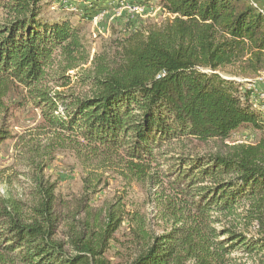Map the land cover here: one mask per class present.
Instances as JSON below:
<instances>
[{
    "label": "trees",
    "instance_id": "16d2710c",
    "mask_svg": "<svg viewBox=\"0 0 264 264\" xmlns=\"http://www.w3.org/2000/svg\"><path fill=\"white\" fill-rule=\"evenodd\" d=\"M102 2L0 0V145L16 138L11 107L41 119L21 148L28 198L0 191V264H112L124 223L120 264H230L239 250L264 258V112L247 89L264 74V13L250 0H141L166 18L92 55L86 33ZM243 130L261 137L226 143ZM43 135L87 171L74 204L45 178ZM106 172L154 193L160 234L121 199L91 206Z\"/></svg>",
    "mask_w": 264,
    "mask_h": 264
},
{
    "label": "rangeland",
    "instance_id": "374dc122",
    "mask_svg": "<svg viewBox=\"0 0 264 264\" xmlns=\"http://www.w3.org/2000/svg\"><path fill=\"white\" fill-rule=\"evenodd\" d=\"M141 0H103L99 10L94 14L91 23L88 25L86 37L91 46V54L93 55L98 48L110 40L115 39L119 35H125L127 29L134 28L146 29L149 25L160 23L166 16L159 9L143 10L138 6ZM44 15L48 17H56L58 13L55 9L44 8ZM72 23H77V18L72 19ZM134 25V26H133ZM263 77L256 80L255 87L257 89L264 88ZM11 101L18 98L16 91L9 94ZM12 117L9 120L10 131L16 135L15 139L5 141L0 145V191L8 193L15 198L26 200L29 194V183L25 180L22 173L26 170L22 160L23 153L22 142L34 140L39 137L41 130L38 129L40 124V116L37 111L16 110L11 107ZM251 137L245 139L244 137ZM246 137V138H247ZM261 134L256 131L243 130L235 133L233 138L226 143L249 141L256 142ZM43 145H49V152L52 158L48 168L45 170V178L51 182H57L56 195L62 201L74 204V201L80 199L84 194L83 179L86 177V170L81 162L75 157L71 149H65L59 146L57 142H51L49 136L41 137ZM195 151L199 153L213 152L216 149L215 143H196ZM100 191L93 197L91 206L98 210L106 203L121 199L125 203L126 211L139 212L144 216L145 225L148 230H152L157 234L161 233L163 223L159 214V208L153 200V192L150 193L147 187L135 183H127L116 174L111 172L103 173L102 183L98 188ZM256 224L249 229L251 235L256 233ZM130 228L124 223L120 230L116 233L115 239L119 243L111 242L110 248L106 253V258L112 264H120L127 257V251H124V245L130 236ZM257 237V236H256ZM129 250V248L127 247ZM263 253L260 255L262 256ZM230 264H261L264 258L247 257L240 250L230 256ZM261 261V262H260Z\"/></svg>",
    "mask_w": 264,
    "mask_h": 264
},
{
    "label": "built area",
    "instance_id": "2783aa9c",
    "mask_svg": "<svg viewBox=\"0 0 264 264\" xmlns=\"http://www.w3.org/2000/svg\"><path fill=\"white\" fill-rule=\"evenodd\" d=\"M143 10H144V8H143ZM255 83H256V81H253L250 84H248L247 89H253L255 91V95L257 96V98L255 99L254 107L257 108L258 110L264 112V89L263 90L257 89L255 87ZM251 138L252 137H248V139H251Z\"/></svg>",
    "mask_w": 264,
    "mask_h": 264
},
{
    "label": "crops",
    "instance_id": "0c3cea01",
    "mask_svg": "<svg viewBox=\"0 0 264 264\" xmlns=\"http://www.w3.org/2000/svg\"><path fill=\"white\" fill-rule=\"evenodd\" d=\"M250 1L254 5V7H256L259 11L264 13V0H250ZM261 89L263 90L264 88L261 87Z\"/></svg>",
    "mask_w": 264,
    "mask_h": 264
}]
</instances>
